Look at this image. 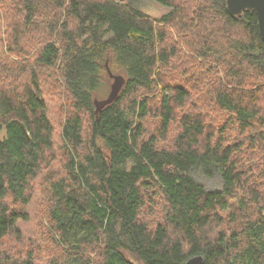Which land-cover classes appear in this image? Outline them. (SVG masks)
<instances>
[{
    "label": "trees",
    "instance_id": "16d2710c",
    "mask_svg": "<svg viewBox=\"0 0 264 264\" xmlns=\"http://www.w3.org/2000/svg\"><path fill=\"white\" fill-rule=\"evenodd\" d=\"M154 1L0 0V264H264L255 13Z\"/></svg>",
    "mask_w": 264,
    "mask_h": 264
},
{
    "label": "water",
    "instance_id": "95a60500",
    "mask_svg": "<svg viewBox=\"0 0 264 264\" xmlns=\"http://www.w3.org/2000/svg\"><path fill=\"white\" fill-rule=\"evenodd\" d=\"M226 10L232 15H240L243 11L254 12L257 19V26L259 34L264 41V0H225ZM105 67L109 78L112 80L110 88L105 97L93 98V105L95 107V113L100 112L105 106L112 103L118 96L123 84L125 83V77L123 74L113 73L109 66L108 60L105 61ZM202 256L197 254L189 257L184 264H201Z\"/></svg>",
    "mask_w": 264,
    "mask_h": 264
},
{
    "label": "rangeland",
    "instance_id": "374dc122",
    "mask_svg": "<svg viewBox=\"0 0 264 264\" xmlns=\"http://www.w3.org/2000/svg\"><path fill=\"white\" fill-rule=\"evenodd\" d=\"M139 8L146 12L148 15H150L151 17H159L161 16L162 14L166 13L168 11L169 8H167L166 6L154 1V0H140L139 2ZM198 72H194V74H197ZM116 74H121V73H116ZM171 80L173 81L174 78L171 77ZM111 79H109L108 81H104L103 85L101 86L100 88V91H99V94L97 95L98 97L97 98H102V97H105L109 91V88H110V83H111ZM173 83H176L175 81ZM58 103V102H57ZM57 104L54 105V103H52V107L54 108V106H56ZM54 112V111H53ZM53 112H51V116L54 114ZM156 120L151 118L149 119V122L148 123V126L147 129L149 131L153 130V128H155V125H156ZM146 123V124H147ZM147 126V125H146ZM152 128V129H151ZM172 128H176L175 126H173ZM173 135H175V131L174 129H172L171 133H170V137H172ZM166 146H168V143H164ZM256 155L259 157V158H262V156H264V153L258 149L256 150ZM197 180L204 184V186H206L207 188H210V189H221L222 187V180L221 178L218 176V175H214L210 178H207V177H204L202 175H200L199 173L195 175ZM159 208L158 206L155 208L157 209ZM155 209L153 210V212H149V214H152V215H157Z\"/></svg>",
    "mask_w": 264,
    "mask_h": 264
}]
</instances>
